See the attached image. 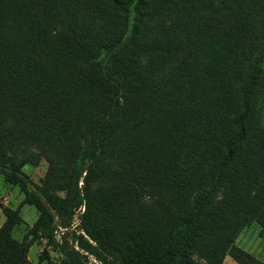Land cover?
I'll use <instances>...</instances> for the list:
<instances>
[{"label": "trees", "instance_id": "16d2710c", "mask_svg": "<svg viewBox=\"0 0 264 264\" xmlns=\"http://www.w3.org/2000/svg\"><path fill=\"white\" fill-rule=\"evenodd\" d=\"M196 1L38 0L35 15L42 20V31L35 32L30 22L29 35L14 25L12 13L19 2L9 0L0 6V174L40 213L36 232L50 231L52 211L69 217L79 203L48 187L35 186L41 196L30 190L22 167L49 157L28 151L21 155V146L37 144L41 154L50 149L65 167L72 157L87 164L84 184L90 185L109 148L128 144L136 126L143 130L151 126L153 117H146V105L133 108L135 97L148 91L153 106L170 108L174 98L184 95L188 79L202 86L204 100L206 92L213 94L222 115L210 130L200 126L195 143L187 140L183 158L178 159L181 168L193 169L192 206L168 231L160 253L132 250L127 240L120 245L114 228L96 217L87 219L85 231L102 249L118 254L122 264H196L193 257L198 253L213 259L211 252L198 250L211 232L236 233L247 225L253 199L247 200L241 215L232 214L236 199L251 194L252 184L242 182L236 189L229 185L231 169L256 131V107L264 87L263 29L256 24L249 35L248 43L256 48L246 59L249 64H243L240 37L232 41L230 35L240 24L234 17L242 4L226 10L220 1L247 0H203L213 3L205 16L196 13ZM165 3L169 7H163ZM163 12L169 18L158 21ZM190 42L193 48L200 46L199 55L187 49ZM154 52L182 66L183 76L173 63L150 65ZM171 89L181 92L174 95ZM263 162L259 155V165ZM0 208L6 217L0 227V264H30L33 239L13 237L22 221L19 212L1 203ZM214 219L222 222L215 228L210 223Z\"/></svg>", "mask_w": 264, "mask_h": 264}, {"label": "rangeland", "instance_id": "374dc122", "mask_svg": "<svg viewBox=\"0 0 264 264\" xmlns=\"http://www.w3.org/2000/svg\"><path fill=\"white\" fill-rule=\"evenodd\" d=\"M8 1L0 0V6ZM13 1L19 2L12 13L16 21L14 25L22 34L29 35L32 22L35 32L40 34L42 20L35 15L38 0H27L31 4L22 0ZM160 1L164 3L167 0ZM220 2L226 10L233 4H242L237 6L234 17L240 24L230 35L232 41L240 37L237 41L245 54L242 63L247 65L246 59H250V52L254 54L256 48L248 43V37L253 34L256 24L263 29L264 39V0ZM163 7H169V4L165 3ZM194 7L198 15L205 16L209 15L213 3L199 0ZM166 13L159 14L158 21L168 19L169 14ZM177 13L182 12L178 10ZM175 36L178 37V34ZM207 43L208 40L205 45ZM189 44L187 49L199 55L200 46L193 48L192 42ZM151 55L153 61L150 65L173 63L164 61L163 56L155 52ZM204 61L208 62L207 59ZM173 64L183 76L184 68ZM152 78L153 74H149L150 83L153 82ZM133 81L142 86L140 80L134 78ZM187 83L184 95L174 98L170 108L159 110L153 106L152 94L148 91L143 96L135 97L133 108L136 109L143 102L148 110L146 117H153L151 126L144 130L136 126L132 129L128 144L109 148L90 185L84 184L87 164L72 157L65 167L59 162L63 160L58 159L50 149L41 154L37 144L21 146V155L28 151L49 157L35 163L29 161L22 167V172L30 181V190L41 196L35 186L48 187L53 194L68 200L78 199L79 203L69 217H60L52 211L54 223L50 231L44 234L36 232L40 213L34 205L26 203L25 193L18 186L7 184L0 174V203L18 211L22 220L14 228L13 237L22 241L28 236L29 240L34 241L29 253L30 264H122L118 254L102 249L87 235L86 221L95 217L114 228L120 245H125L127 240L132 250L160 253L159 248L166 241L168 231L177 226L178 218L192 206L195 195L193 169L181 168L178 159L183 158L187 140L191 145L195 143L200 126L210 130L215 119H222L217 109L219 102L213 98V94L206 92L204 100L202 86H195L189 79ZM170 92L177 95L181 91L171 89ZM256 108V131L241 149L240 159L231 169L229 185V189H236L242 182L252 184L249 188L251 194L246 193L236 199L232 214L241 215L247 200L251 199L252 202L253 199L247 214L248 223L236 233L211 232L198 245V250L211 252L213 259L209 260L198 253L193 257L196 264H264V162L261 165L258 163L259 155L264 157V87ZM184 117L187 118L184 120ZM198 122L201 123L198 127L190 126ZM223 197L227 199L229 195L224 192ZM5 219L0 208V227ZM210 223L215 228L217 223L222 222L214 219Z\"/></svg>", "mask_w": 264, "mask_h": 264}]
</instances>
